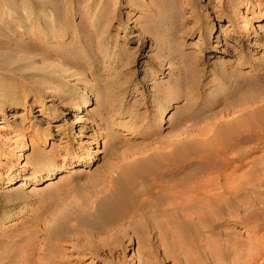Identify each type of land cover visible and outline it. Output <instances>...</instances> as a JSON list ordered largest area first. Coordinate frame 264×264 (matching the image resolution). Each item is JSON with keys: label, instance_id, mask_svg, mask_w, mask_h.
Returning <instances> with one entry per match:
<instances>
[{"label": "rangeland", "instance_id": "obj_1", "mask_svg": "<svg viewBox=\"0 0 264 264\" xmlns=\"http://www.w3.org/2000/svg\"><path fill=\"white\" fill-rule=\"evenodd\" d=\"M263 29L264 0H0V264H136L137 251L142 264H243L264 236V186L256 204L198 222L138 212L153 200L149 176L124 192L135 215L123 225L97 233L75 220L117 191L128 164L235 120L229 77L264 60ZM181 93L198 102L190 115L210 105L214 123L192 126Z\"/></svg>", "mask_w": 264, "mask_h": 264}, {"label": "bare ground", "instance_id": "obj_2", "mask_svg": "<svg viewBox=\"0 0 264 264\" xmlns=\"http://www.w3.org/2000/svg\"><path fill=\"white\" fill-rule=\"evenodd\" d=\"M261 13H262V8L258 9V14L262 15ZM262 32H264V29L263 31H261V33ZM246 37L247 36H239L237 37L236 40L237 42H244ZM252 64L253 65L250 67L252 71V73H250L251 74L250 76L248 75L246 76L245 75L246 73L241 74L236 71L233 72L232 74L229 73L231 76V78L228 76L229 79H231V84H230L231 89L229 92L230 101H228L227 104L225 103L226 101L222 103L226 104L225 106L226 109L231 110L236 108L235 109L236 111L233 110L235 112L234 114L235 115L237 114L236 117L234 115L235 120L233 121V119L231 118V120L228 121V123L230 121H233L232 123L230 122L229 124H227L226 121L225 122L226 125H225L224 122L221 121L224 124L221 125L222 123L220 124V121L218 120L219 122L218 121L215 122H218L219 123L218 125L221 126L220 127L219 126L217 127V125L215 126L214 124H217L214 123L215 112H212L210 105L198 107L196 111L192 115H190L189 113L191 108L193 106L196 107V105H198V102H195V100L192 99L187 94H182V93L179 94L175 98V100H180L181 98L185 100L186 107L183 109V114L185 113L188 114L186 118H188L192 122V126H198L199 124L204 123L206 121L210 123V121L213 120L212 122L214 124L212 127L211 125L210 126L208 125L209 127H207L206 124L205 126L204 125L201 127L198 126L199 129H197V131L203 134V136L201 137L206 136L204 140L205 143L203 142V140L202 143L189 142V140L192 141L191 137L190 139L188 138L189 140L185 138V140H187L186 141L187 143H185L183 140L182 143L180 139L173 142H169L168 140L167 145L171 147L170 152L169 151L168 153L163 152V155H161L162 153H160V155L153 154L154 156L152 157L150 156L147 162L143 161L142 163H140L142 165H137L139 163L133 161L135 164L136 163L137 164L136 165L134 164V166L132 164L130 166L128 164L127 167L123 166L124 170L122 171V174H120L121 176L117 175L120 178L119 179L118 177L115 178L118 180H115V182L112 183L114 184V186H119L118 189L116 187L117 191L115 192L113 191V193L111 192L112 194L110 195L108 194L109 196L107 195L108 197L106 199H104L105 198L104 197L103 198L104 200H100L98 203L93 202L94 204L91 212L87 213L84 210L87 213L85 215L84 214L85 212L83 213L82 212L83 210L81 211V209L78 210L77 208L74 209L70 208L72 211L71 210H70L71 212L69 211L70 212L69 216L70 215L72 216V214L74 215L73 212L76 213L78 212L79 214V211L80 213L82 212L83 213L82 215L85 216L82 217L81 215L80 217L79 215L80 219L77 216L78 219L77 221L75 220V223L77 222L78 225L79 224L87 225L91 229L95 230L97 233L106 232L108 230H111L113 227L123 225L125 219H127L128 217L129 218L133 217L135 215L132 212L133 210L130 205L132 203L130 202L129 204L124 199V194H125L124 192H126L127 190L128 191L131 190V187L133 188L134 185L137 183V181L140 179H143V184H144V182H146L145 180L148 179L150 180L149 176H154L156 179V182L154 184L152 183L153 185H151L152 187H154L153 189L154 191L151 190L152 189L151 186L150 189L147 188L149 189V192H152L151 197H153V200L150 199L152 200V202L149 200L150 201L149 205L144 204L141 208H138L136 210L138 212H141L142 210L146 209L145 211H147V209L148 210L150 209V211L153 213L151 214L150 212L152 216L149 213L147 214H149L151 217L159 218L166 216L165 219H167L168 218L167 216L170 217L173 214L175 215L177 214V215H181L185 219L196 217L197 218L196 220L199 219L198 222H203L207 220L206 218L211 216L213 213H217L219 214V216H221L220 213L226 209V207H224L225 205L235 206V204L237 203L247 204V203H251L253 200L256 204V201L258 200L256 198L258 197H254V193L256 190H259L264 186V180H262V178L258 176L259 173L264 175V60L261 62L260 65L256 63H252ZM187 67H186V71H190L189 69L187 70ZM194 70L195 69H193V71ZM224 104L223 107H221L220 109L224 108ZM231 113H233L232 110ZM222 114L224 113L222 112ZM217 118L219 119V117ZM182 123H184L182 118L179 120V124L178 121L175 122L172 126V128L174 129L172 130V132H174L175 128H178V126H180V124ZM138 129L139 128H137V130ZM208 133L209 135H211L210 138L207 136ZM181 134L182 132L180 133V135ZM207 137L209 140H206ZM156 144L158 145V142ZM257 150L260 151V155L258 157H254L253 155L257 152ZM159 151H161V149ZM251 156L253 157L251 158ZM248 158H250V161L246 162ZM228 164L230 165V167L232 166L233 168V170L230 171L231 173L227 172V168L229 167ZM230 167L228 169H230ZM243 167H248V169L242 174L236 175V172L240 171ZM226 172L228 174H226ZM230 179L232 180L231 182L229 181ZM108 182H110V180ZM141 183L140 186L143 185V184L141 185ZM112 184L110 187H112ZM146 184L149 187L150 184L148 182H146L145 185ZM137 186H135V188ZM146 187L147 186L143 188ZM114 189L115 188H113V190ZM133 194H135L134 190L133 193H131V195ZM128 195H130V193H128ZM141 195H143L141 199H144L145 194L140 193V196ZM127 198L131 199L129 196ZM139 200L140 199L138 198V201ZM137 202H135V205ZM211 204H214V206L213 205L211 206ZM161 206H164L162 208L163 211L161 210ZM66 213L68 215V212ZM139 215L143 216L144 213ZM230 217H233V215H231ZM152 221L154 220H152L151 218V222ZM193 221H195V219ZM63 227H64V223L61 221L59 222L57 221V223L55 224V226H53V229L51 230L52 232L49 235V239L55 240L56 238H59L61 236V233L63 232ZM127 228L126 230H128ZM160 228L162 229V227ZM133 229L135 230L136 228ZM111 247L113 246L111 245ZM254 247H253L254 249L250 248L251 250H248L246 252V260L243 264H264V236H261L255 240ZM135 254H136L135 255L136 264H142L140 260L141 256L140 257L138 256V251L137 253L135 252ZM117 260L115 264H125ZM107 261H110V259ZM233 262L235 264V262H237L236 259H234Z\"/></svg>", "mask_w": 264, "mask_h": 264}]
</instances>
